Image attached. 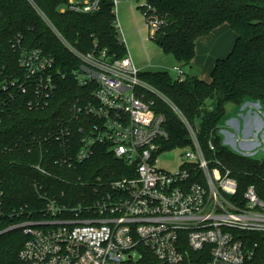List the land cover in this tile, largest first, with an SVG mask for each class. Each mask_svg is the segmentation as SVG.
<instances>
[{"label": "trees", "instance_id": "16d2710c", "mask_svg": "<svg viewBox=\"0 0 264 264\" xmlns=\"http://www.w3.org/2000/svg\"><path fill=\"white\" fill-rule=\"evenodd\" d=\"M67 3L0 0V264L18 262L25 235L14 225L43 218L41 195L75 205L92 199L98 177L106 182L126 172L123 162L103 146H96L87 159L75 160L80 132L70 119L69 105L85 89L71 75L77 59L41 14L80 52L106 48L122 57L126 49L117 40L112 0H100L93 12L69 10ZM145 7L162 20L152 40L183 67L191 65L198 38L225 23L236 33L232 49L215 61L209 81L187 72L181 79L167 71H143L139 77L166 96L190 123L211 164L228 170L236 180L233 199L243 204V193L253 185L264 202V160L233 152L219 132L228 103L235 111L246 101L264 103V0H146L139 8ZM37 48L53 59V87L45 104L19 61L24 52ZM154 99V110L165 118L164 149L189 146L180 118L161 99ZM61 127L69 129L68 143L58 139ZM240 233L252 252L243 264H264V232ZM189 255L192 264H206L209 259L207 248Z\"/></svg>", "mask_w": 264, "mask_h": 264}, {"label": "built area", "instance_id": "2783aa9c", "mask_svg": "<svg viewBox=\"0 0 264 264\" xmlns=\"http://www.w3.org/2000/svg\"><path fill=\"white\" fill-rule=\"evenodd\" d=\"M99 1L68 0L66 7L93 12ZM142 12L153 39L162 20L149 7ZM41 16L77 59L71 75L85 89L69 105L70 119L80 132L75 160L83 161L103 146L123 162L126 172L106 182L98 177L92 199L75 205L41 195L43 218L14 225L25 235L15 264H192L189 251L204 248L209 251L206 264H243L252 252L240 232H264V202L254 186L243 193V204L233 199L236 180L211 164L190 123L139 77L116 17L117 40L126 49L122 57L106 48L76 50ZM19 61L45 104L53 87V59L37 48L24 52ZM172 69L174 77L184 76L180 64ZM155 97L172 108L188 131L190 144L182 147L177 172L157 162L168 135L163 114L153 108ZM68 135L67 127L58 131L62 143H68Z\"/></svg>", "mask_w": 264, "mask_h": 264}, {"label": "rangeland", "instance_id": "374dc122", "mask_svg": "<svg viewBox=\"0 0 264 264\" xmlns=\"http://www.w3.org/2000/svg\"><path fill=\"white\" fill-rule=\"evenodd\" d=\"M146 3V0H132V4L129 0H116L113 8L115 9V17L118 21L121 30L124 33L125 47L127 52L131 56L135 66L141 71H167L171 75H175L172 67L176 64V61L171 55L164 54L159 46L149 38V28L145 24L143 12L139 6ZM187 73L194 74V68L191 65L184 66ZM252 102V101H251ZM252 103L258 104V107L249 108V105H245L244 110L241 111L242 115L246 111H250V114L255 113L261 119V126L259 130L252 129V133L255 132L254 145L248 151H242L238 147H232L229 144H225L230 150L236 153H244L254 159L264 160V103L260 101H253ZM234 105L228 103L226 105V117L220 122V134L223 140V134L221 131L232 135V138H238L240 135L239 130L236 131L234 127L229 125L227 121L229 119H237L239 129L241 127V118L236 114L238 109L233 110ZM248 138H252V134ZM183 152L182 148H174L163 151L157 156V162L159 167L169 170L171 172H177L180 165V155Z\"/></svg>", "mask_w": 264, "mask_h": 264}, {"label": "crops", "instance_id": "0c3cea01", "mask_svg": "<svg viewBox=\"0 0 264 264\" xmlns=\"http://www.w3.org/2000/svg\"><path fill=\"white\" fill-rule=\"evenodd\" d=\"M236 39V33L230 29L225 23L214 28L210 33L197 39L195 45V55L191 62L194 70V74L199 79L209 81L210 72L218 58L226 56L232 49ZM177 64V63H176ZM184 69V67H183ZM185 72L186 69H184ZM245 105H249V108L258 107V104H254L251 101H246L239 109L236 114L241 118V127L239 129L237 119H229L227 123L239 130L240 135L238 138H232V135L225 130L221 131L223 134L224 144H229L232 147H238L242 151L250 150L254 145L255 132L252 133V129L259 130L261 126V119L255 114H250V111H246L244 115L240 113L244 110ZM252 134V138H248ZM264 139V135L262 134ZM244 154V153H242Z\"/></svg>", "mask_w": 264, "mask_h": 264}, {"label": "water", "instance_id": "95a60500", "mask_svg": "<svg viewBox=\"0 0 264 264\" xmlns=\"http://www.w3.org/2000/svg\"><path fill=\"white\" fill-rule=\"evenodd\" d=\"M225 142V141H224Z\"/></svg>", "mask_w": 264, "mask_h": 264}]
</instances>
